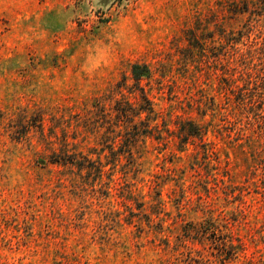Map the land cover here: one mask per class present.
I'll use <instances>...</instances> for the list:
<instances>
[{"label": "rangeland", "instance_id": "374dc122", "mask_svg": "<svg viewBox=\"0 0 264 264\" xmlns=\"http://www.w3.org/2000/svg\"><path fill=\"white\" fill-rule=\"evenodd\" d=\"M135 65L160 137L105 198L52 155L115 160L98 103ZM59 262L264 264V0H0V264Z\"/></svg>", "mask_w": 264, "mask_h": 264}, {"label": "trees", "instance_id": "16d2710c", "mask_svg": "<svg viewBox=\"0 0 264 264\" xmlns=\"http://www.w3.org/2000/svg\"><path fill=\"white\" fill-rule=\"evenodd\" d=\"M191 47L193 46L191 45ZM132 76L135 81V89L133 88L132 90H129V88L125 87L124 84H118L115 89V94L120 95L119 99L116 97H110L107 94L103 101L98 103L100 115L103 119L99 126V129L104 130L100 140L102 143L108 142V135L115 133V127H125L124 133H116V138H120L122 145L120 144V146L116 149L112 145L108 146L110 155L113 157L116 156L115 160H110L107 161L106 164H103L100 161L101 155L98 157L99 160L94 161L88 154L84 155L82 152L68 151L67 145L63 144L61 146L60 153L57 154L53 152L52 156L59 160H54L52 163L66 169L67 174L73 178L80 179L81 182L86 184L93 183L92 185L95 183L101 184L103 176L109 174V172L105 170V167L110 164L112 165V167H110V171L113 170L116 162H118L121 157H123L128 164H136L134 157L139 152V149L136 151L137 148H135V144L143 142L146 138L154 137L156 139V137H160V132L158 130V119H160V116L156 111V105L149 98L148 92L140 85L143 79H150L152 77L150 68L146 65H135L132 69ZM131 95L133 98H131ZM150 122L153 124L150 125ZM163 122L166 123L164 119H162V123ZM187 124L189 126H186ZM177 132L181 137V144H187L188 141L191 140H198L199 142H202L206 133L200 124H197L192 120H184L182 124L177 126ZM114 139L115 138L112 140ZM62 148L64 151H62ZM203 149H205V155L212 154L211 150L206 148ZM72 150H74V148ZM110 175L109 181L101 184L99 189V191H106V194H104L106 196L105 198L109 196L112 188V172H110ZM127 192L132 193L131 190H128ZM125 199H128V197ZM135 205H137L136 208L139 209L137 202ZM128 210H130V217H133L134 214L131 207H128ZM224 247L228 249L234 246H230V243L226 241V244L222 245L221 250ZM231 258L232 257L228 259ZM60 263L63 264L62 262H59L58 264Z\"/></svg>", "mask_w": 264, "mask_h": 264}]
</instances>
